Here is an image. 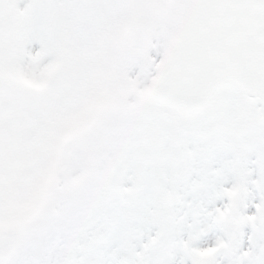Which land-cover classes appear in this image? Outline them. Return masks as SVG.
<instances>
[{"label": "snow or ice", "instance_id": "snow-or-ice-1", "mask_svg": "<svg viewBox=\"0 0 264 264\" xmlns=\"http://www.w3.org/2000/svg\"><path fill=\"white\" fill-rule=\"evenodd\" d=\"M0 264H264V0H0Z\"/></svg>", "mask_w": 264, "mask_h": 264}]
</instances>
